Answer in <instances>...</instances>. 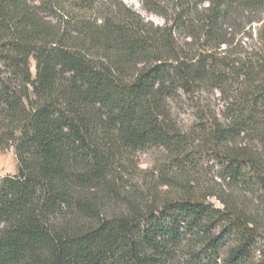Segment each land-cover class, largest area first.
Returning a JSON list of instances; mask_svg holds the SVG:
<instances>
[{
	"label": "trees",
	"instance_id": "obj_1",
	"mask_svg": "<svg viewBox=\"0 0 264 264\" xmlns=\"http://www.w3.org/2000/svg\"><path fill=\"white\" fill-rule=\"evenodd\" d=\"M138 1L163 25L117 0H0V149L18 164L0 264H264V0ZM152 147L207 155L218 188L119 193Z\"/></svg>",
	"mask_w": 264,
	"mask_h": 264
},
{
	"label": "rangeland",
	"instance_id": "obj_2",
	"mask_svg": "<svg viewBox=\"0 0 264 264\" xmlns=\"http://www.w3.org/2000/svg\"><path fill=\"white\" fill-rule=\"evenodd\" d=\"M117 1L138 14L144 22L153 27L162 26L164 23L161 17L145 11L138 0ZM99 7H101L100 4L97 8ZM50 18L53 23L57 22L61 18V14L56 12ZM31 70L34 72L33 61H31ZM167 109L171 115V120L183 132H187L191 128L194 119L184 98L168 101ZM124 161H126L127 166L124 172L120 168V172L123 173L122 181L116 187L117 191L120 190L119 193L135 190L140 194H145L146 190H150L160 199H163L168 196H183L186 192H192L193 196L197 197L208 192V190L218 188L219 179L216 177V164L207 155L197 157L194 164L181 167L162 148L152 147L128 155ZM17 167L13 148L0 149V179L6 176H14L17 173ZM209 201L218 206L213 198ZM115 207L118 208L119 206Z\"/></svg>",
	"mask_w": 264,
	"mask_h": 264
}]
</instances>
